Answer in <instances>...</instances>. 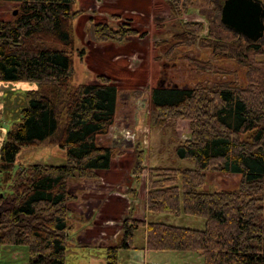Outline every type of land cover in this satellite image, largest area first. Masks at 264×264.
Returning a JSON list of instances; mask_svg holds the SVG:
<instances>
[{"label":"trees","instance_id":"16d2710c","mask_svg":"<svg viewBox=\"0 0 264 264\" xmlns=\"http://www.w3.org/2000/svg\"><path fill=\"white\" fill-rule=\"evenodd\" d=\"M166 2L176 13L196 8L207 22L204 35L203 22H181L176 42L200 45L216 60L235 62L245 69V84L230 79L151 89V125L181 122L189 137L173 152L193 165L146 168L147 215L183 213L202 218L204 227L127 217L120 240L103 247L105 264H117L121 249L138 248L139 227L145 229L147 250L195 252L203 264H264V34L257 41L245 40L213 21L223 0ZM73 4L0 0V82L34 84L22 92L18 121L0 143V252L4 246H26L27 264H65L68 202L76 199L68 183L109 169L113 157V148L101 138L114 121L115 85L104 75L71 84L72 22L79 14ZM96 29L101 39L120 40L136 32L124 24ZM190 60L200 70L213 67L209 61ZM56 135L65 152L63 164H18L13 171L21 147L50 143ZM142 159L139 151L133 173L145 169ZM208 173L240 177L234 188L212 190L203 187Z\"/></svg>","mask_w":264,"mask_h":264},{"label":"rangeland","instance_id":"374dc122","mask_svg":"<svg viewBox=\"0 0 264 264\" xmlns=\"http://www.w3.org/2000/svg\"><path fill=\"white\" fill-rule=\"evenodd\" d=\"M216 2L219 4L220 0ZM220 7L213 20L216 23H221ZM73 9L79 14L72 22L71 84L92 82L97 75H104L117 89V105L114 121L108 133L101 138L104 144L113 148L111 166L107 170L96 171L95 176L74 177L68 183L76 199L68 202L65 264H105L103 247L120 240L121 222L127 217L197 229L204 227L202 218L183 213L147 215L146 168L193 165L188 160L178 159L173 152L178 142L189 137V131L181 122L171 126L151 125V89L156 86L193 87L230 79L245 84V69L230 60L214 59L210 49L200 45L176 42L174 36L181 31V22H203L201 35L207 32V22L196 8L180 9L176 13L170 10L166 0H74ZM99 24L112 29L124 24L136 32L120 40L101 39L96 29ZM191 58L209 61L213 67L210 70L197 69ZM22 92L3 89L0 119L6 131L18 121V110L24 105ZM57 136L50 143L21 147L13 171L18 164H63L65 152L57 145ZM126 138L131 142L127 143ZM139 151L143 152L145 169L135 174L133 166ZM239 177L231 173H208L203 187L212 190L234 188ZM131 190L134 195L129 193ZM144 233V227H139L135 233L138 248L143 245ZM138 248L121 249L117 264H139V261L133 262L130 254L136 258L140 256V264L143 259L153 264H203L202 257L195 252L147 250L143 254ZM27 260L26 246L1 248L0 264H27Z\"/></svg>","mask_w":264,"mask_h":264},{"label":"water","instance_id":"95a60500","mask_svg":"<svg viewBox=\"0 0 264 264\" xmlns=\"http://www.w3.org/2000/svg\"><path fill=\"white\" fill-rule=\"evenodd\" d=\"M220 22L245 40L257 41L264 34V4L260 0H223Z\"/></svg>","mask_w":264,"mask_h":264},{"label":"crops","instance_id":"0c3cea01","mask_svg":"<svg viewBox=\"0 0 264 264\" xmlns=\"http://www.w3.org/2000/svg\"><path fill=\"white\" fill-rule=\"evenodd\" d=\"M33 87H34V84L27 83V82H13V83L0 82V114H1L2 109H3V104H2L3 89L10 88V89H16V90H20V91H25V90L33 88ZM5 128H6L5 126H2V124H0V143L4 139L2 134L6 131ZM138 249H140L143 252V254H145L147 249H145L144 241H143L142 247L138 248ZM129 257L134 259L133 262L134 261H139V264H140V259H139L140 256H138V258H136L135 255L130 254ZM142 264H147L144 261V259H143V263Z\"/></svg>","mask_w":264,"mask_h":264}]
</instances>
